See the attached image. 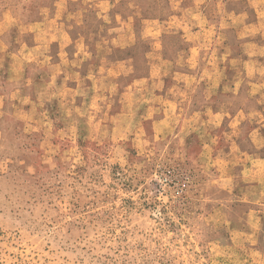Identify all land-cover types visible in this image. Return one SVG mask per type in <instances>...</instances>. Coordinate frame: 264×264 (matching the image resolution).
<instances>
[{"label": "rangeland", "instance_id": "obj_1", "mask_svg": "<svg viewBox=\"0 0 264 264\" xmlns=\"http://www.w3.org/2000/svg\"><path fill=\"white\" fill-rule=\"evenodd\" d=\"M178 1L98 8L109 33L96 15L84 25L85 5H68L78 15L60 28L79 39L88 26L92 39L80 38L72 60L53 68L38 65L36 53L16 54L20 36L12 35L13 53H0V264H264V139L248 137L264 117H249L238 144H227L231 120L217 127L221 119L206 115L264 106L247 85L243 95L217 94L212 81L241 67L227 60L215 69L209 48L180 50L187 31L221 30L237 57L236 32L257 15L229 14L246 0ZM136 3L156 21L139 28L154 48L146 75L102 52L137 41L135 21L115 19L139 12ZM191 6L201 19L183 13ZM215 136L225 143L207 142Z\"/></svg>", "mask_w": 264, "mask_h": 264}, {"label": "crops", "instance_id": "obj_2", "mask_svg": "<svg viewBox=\"0 0 264 264\" xmlns=\"http://www.w3.org/2000/svg\"><path fill=\"white\" fill-rule=\"evenodd\" d=\"M251 1L252 0L236 2V4L243 5V10L236 8V6V9L229 10V14L235 16L248 15L250 12H254V14L257 15V21L246 26L247 30L245 31L247 32L244 31L243 34H240L238 31L236 32V39L240 43L237 57L233 55L234 44L230 40V34L225 31L222 32L221 30L214 31L201 28L199 30L187 31L181 35L185 38V40L181 42L180 50L189 52V54L195 53L196 56H199L200 53H203L204 50L209 48V51H212L213 53V57L215 56L213 59H219L218 65L214 67L215 69L221 70L225 68L224 65L226 64L227 60L234 67H236V65L239 68L241 67L240 69H243V71L238 73L235 78H228L222 75L220 78H215L212 81V85H214L218 90L217 94L221 96H230V94L233 96H239L240 94L243 95L246 90L244 86L247 85L249 90L250 88L253 89L252 93L254 95H258L256 96L257 100L262 101L259 102V105L264 106V0ZM150 2H155V0H150ZM183 2L184 0H179L177 3L183 4ZM205 2L206 0L195 3L196 5L199 3L203 5ZM75 3L85 5V7L81 6L84 12L82 17L85 18L83 21L84 25H86L85 22L96 15L94 18V25L101 29L102 32L106 31L109 33V24L98 16L99 13L97 9H104L107 5H111L113 7L118 3L120 5H125L127 0H0V53H13V47L15 48V44H12L10 38L13 34L17 33L20 36L21 43L18 45L19 49L16 51V54L36 53L38 54V65L45 66L46 64H53L47 66L48 68H53L54 66L58 65L56 64L58 61L60 62L62 60V62H64L72 60L71 55L74 53L73 45L77 44L81 39H83V41H90V39H92V33L86 31L88 26L82 27V30H80L81 33H78V35L81 36V39L79 38L80 40L77 38L74 31L62 30V28H60L64 25V21L66 23V16H69V18L74 17L73 19H75L78 15L77 12H71L66 8L68 5H75ZM248 3H251L255 9H252ZM135 7V9L139 10V12L135 11L131 16L128 17H125L120 13H116L115 19L123 21L134 20L135 24H137V30L135 31L137 41L126 49L113 47L110 44H107L105 48H102L101 46V48L102 52L109 53L103 54V59L107 62L117 63L119 61L130 59L133 60L135 68H138V66L141 65L140 67L143 68L145 71L144 75H146L147 71L149 70L147 68L149 66L148 54L153 52L154 48L152 46L153 44L147 43V41L141 37L140 34L143 32L140 33L139 28H142L144 23L156 21L150 16L142 17L143 14L140 12V8L137 6ZM192 10L197 12L199 11V8L197 6H191L190 8L185 9L183 13L192 12ZM101 13L104 15L106 14V12L103 10ZM200 14L202 16L201 11L197 12L193 18L201 19ZM30 36H35L37 38V44L35 46H29L25 41L26 37ZM109 37L110 34H107L105 40H107ZM48 40L52 41L50 45L47 43ZM102 41L104 40H101L98 44L105 45V43L103 42V44ZM155 44L156 46L160 45L159 43ZM52 46L57 47L56 52L58 54H53L51 56L47 55L46 57L45 54L52 48ZM83 46L86 48V50L89 47V45L86 47V44ZM89 53H91V51H89ZM75 55H77V53ZM60 56L63 58L60 59ZM196 56H192L191 59L196 60ZM220 60L222 62H220ZM29 62L30 61H27V63ZM144 75L139 78H146ZM51 83L53 84L54 82ZM226 86L229 88L234 86V88H232L231 91H227L225 90ZM255 88H257V90H254ZM255 109L245 110L244 108H241L236 114L231 113V111L228 109H224L227 111L219 109L218 111H215L210 109V114L208 113L206 115L212 117V119H216V121L221 119L219 120V123L216 124L217 127L221 126L225 119L231 120L226 133H223L222 135H231L230 137H227L229 139L227 140V144H238L237 142L241 139V135H243V123L246 124L248 121L247 119L253 115H258L259 118L264 117V108L261 109V111L260 109ZM212 123H215V121H212ZM256 124L257 126L254 127L248 135L249 140H251L252 136L256 134L257 136L262 134L261 137L264 139V131L262 130L263 128L259 127L261 125L262 127L264 126V119ZM260 131L263 132L260 133ZM207 142H211V144L225 143L221 136H215L212 140H208Z\"/></svg>", "mask_w": 264, "mask_h": 264}, {"label": "trees", "instance_id": "obj_3", "mask_svg": "<svg viewBox=\"0 0 264 264\" xmlns=\"http://www.w3.org/2000/svg\"><path fill=\"white\" fill-rule=\"evenodd\" d=\"M135 5H136L137 7H139V8H140V5H139V4H137V3H136Z\"/></svg>", "mask_w": 264, "mask_h": 264}]
</instances>
